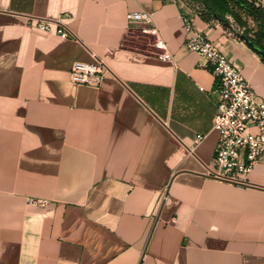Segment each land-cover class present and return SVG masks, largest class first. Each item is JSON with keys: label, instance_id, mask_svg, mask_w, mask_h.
<instances>
[{"label": "crops", "instance_id": "crops-1", "mask_svg": "<svg viewBox=\"0 0 264 264\" xmlns=\"http://www.w3.org/2000/svg\"><path fill=\"white\" fill-rule=\"evenodd\" d=\"M65 13L72 37L39 28ZM183 14L264 98V58L184 0H0V264H264V158L257 186L210 174L217 80ZM94 55L110 73L77 85Z\"/></svg>", "mask_w": 264, "mask_h": 264}, {"label": "built area", "instance_id": "built-area-1", "mask_svg": "<svg viewBox=\"0 0 264 264\" xmlns=\"http://www.w3.org/2000/svg\"><path fill=\"white\" fill-rule=\"evenodd\" d=\"M163 1L178 3L182 0ZM67 18H70L69 13L54 21L40 20L38 26L42 30L51 31L55 24L58 26V35L70 38L72 35L65 22ZM226 18L237 36L244 33L245 28H241L231 15ZM128 20L145 24L155 37L159 57L167 61L173 59L167 41L154 23L152 13L145 10L130 12ZM182 20L188 35V49L205 59L217 80L219 102L213 128L219 137L210 174L222 181L248 186L250 174L264 158V98L256 93L250 81L245 78L242 67L222 52L218 42L211 40L205 31L195 25L193 17L183 14ZM215 22L223 24L219 20ZM108 73L107 65L94 55L92 62L74 63L71 80L77 85L99 87ZM202 139L203 136L199 135L196 142Z\"/></svg>", "mask_w": 264, "mask_h": 264}, {"label": "trees", "instance_id": "trees-1", "mask_svg": "<svg viewBox=\"0 0 264 264\" xmlns=\"http://www.w3.org/2000/svg\"><path fill=\"white\" fill-rule=\"evenodd\" d=\"M191 6H199V12L205 20H219L225 26L231 23L226 18L231 15L239 24H245L240 13L244 12L250 16L258 25L255 35L244 30V34L251 39L257 47L264 50V0H186Z\"/></svg>", "mask_w": 264, "mask_h": 264}, {"label": "rangeland", "instance_id": "rangeland-1", "mask_svg": "<svg viewBox=\"0 0 264 264\" xmlns=\"http://www.w3.org/2000/svg\"><path fill=\"white\" fill-rule=\"evenodd\" d=\"M241 15L245 21V24H239L237 23L241 28H245L246 31H250L251 35H255V32L258 30V25L256 24V22L250 17L248 16L246 13L241 12ZM235 20V19H234Z\"/></svg>", "mask_w": 264, "mask_h": 264}, {"label": "water", "instance_id": "water-1", "mask_svg": "<svg viewBox=\"0 0 264 264\" xmlns=\"http://www.w3.org/2000/svg\"><path fill=\"white\" fill-rule=\"evenodd\" d=\"M238 37L242 41H244L252 50H254L257 54H259L260 56H262L264 58V50L257 47L255 45V43L251 39H249L244 33L238 34ZM249 186H257V185L249 182ZM262 188H264V187H262Z\"/></svg>", "mask_w": 264, "mask_h": 264}]
</instances>
